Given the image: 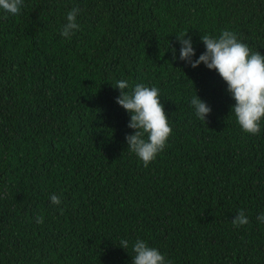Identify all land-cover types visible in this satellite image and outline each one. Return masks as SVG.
<instances>
[{
    "label": "trees",
    "instance_id": "16d2710c",
    "mask_svg": "<svg viewBox=\"0 0 264 264\" xmlns=\"http://www.w3.org/2000/svg\"><path fill=\"white\" fill-rule=\"evenodd\" d=\"M74 6L79 28L64 38ZM224 29L264 55V0L0 9V264H131L137 239L166 264H264V118L259 134L245 133L220 75L179 59L178 35L191 37L196 59L200 36ZM119 80L127 92L157 87L172 128L147 167L127 147L135 130L116 103ZM195 94L211 108L206 123ZM239 210L249 223L237 228Z\"/></svg>",
    "mask_w": 264,
    "mask_h": 264
},
{
    "label": "clouds",
    "instance_id": "9594fccd",
    "mask_svg": "<svg viewBox=\"0 0 264 264\" xmlns=\"http://www.w3.org/2000/svg\"><path fill=\"white\" fill-rule=\"evenodd\" d=\"M22 4L23 0H0V9L15 16L19 14ZM80 12L81 9L74 6L67 13L66 22L60 28L61 36L69 38L79 28L77 16ZM177 40L180 44L179 59L192 68L203 63L208 69H214L226 83L227 91L235 101L231 111L241 129L252 135L259 134L260 121L264 118V55L258 50L252 51L238 39L234 31L228 29L221 30L218 36L201 35L205 50L196 59H193L195 49L187 32L178 35ZM114 87L121 90L115 98L116 103L130 113L127 126L135 130L125 136L127 147L147 167L163 151L172 132L159 89L136 83L131 92H127L125 89L129 83L126 80L117 81ZM190 104L196 117L206 123V117L211 112L210 106L196 94ZM50 203L60 205V196L51 194ZM257 221L264 223V213L257 216ZM36 223H43V216H37ZM231 223L238 228L248 224L249 219L244 210H239ZM118 245L127 250L129 241L121 239ZM131 248V264H166L165 256L144 240L137 239Z\"/></svg>",
    "mask_w": 264,
    "mask_h": 264
}]
</instances>
